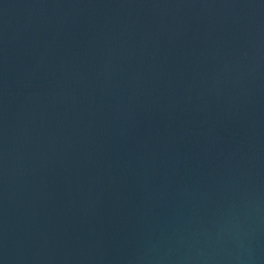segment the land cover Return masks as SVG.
Instances as JSON below:
<instances>
[{"label": "water", "instance_id": "obj_1", "mask_svg": "<svg viewBox=\"0 0 264 264\" xmlns=\"http://www.w3.org/2000/svg\"><path fill=\"white\" fill-rule=\"evenodd\" d=\"M0 264H264V0H0Z\"/></svg>", "mask_w": 264, "mask_h": 264}]
</instances>
